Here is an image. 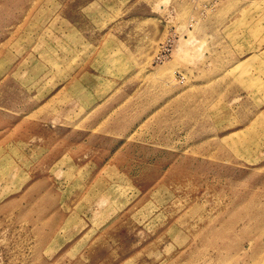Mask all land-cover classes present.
<instances>
[{"label":"rangeland","instance_id":"374dc122","mask_svg":"<svg viewBox=\"0 0 264 264\" xmlns=\"http://www.w3.org/2000/svg\"><path fill=\"white\" fill-rule=\"evenodd\" d=\"M0 264H264V0H0Z\"/></svg>","mask_w":264,"mask_h":264}]
</instances>
